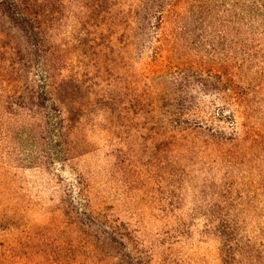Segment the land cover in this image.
Instances as JSON below:
<instances>
[{"label":"rangeland","instance_id":"rangeland-1","mask_svg":"<svg viewBox=\"0 0 264 264\" xmlns=\"http://www.w3.org/2000/svg\"><path fill=\"white\" fill-rule=\"evenodd\" d=\"M137 2L114 0L107 6L118 14L115 25L94 19L88 28L106 37L115 32L124 46L121 15L137 10ZM68 9L76 18L65 21V30L81 28L94 12ZM169 11L164 29L152 33V49L131 46L126 58L101 60L123 100L136 98V123L110 115L96 125L90 116L78 135L90 145L67 162L51 156L57 146L50 157L44 153L47 142L30 122L23 136L19 124H5L13 125V153L8 170L0 169V264H264V140L259 160H250L256 151L244 145L231 164L207 145V132L193 130L219 124L208 114L232 115L218 95L237 82L233 64H222L233 54V34L224 44L222 12L191 9L184 0ZM219 72L228 74L225 87ZM172 98L184 99L191 112L188 131L161 129ZM257 98L264 101V87ZM221 126L231 132L228 123ZM90 218L113 240L80 230L77 222L90 226Z\"/></svg>","mask_w":264,"mask_h":264},{"label":"trees","instance_id":"trees-1","mask_svg":"<svg viewBox=\"0 0 264 264\" xmlns=\"http://www.w3.org/2000/svg\"><path fill=\"white\" fill-rule=\"evenodd\" d=\"M113 1L0 0V169L8 170L13 153V125L5 126L6 123L19 124L22 131L18 132L23 136L26 135L23 125L30 122L38 130V138L47 142L49 149L44 153L50 157V146H57V152L51 156L56 155L63 162L76 158L90 145L78 136L89 124L90 116L96 125L111 121V116L120 117L119 123H136L137 116L131 118L141 111L137 109L136 98L123 100L117 79L102 73L101 60L115 54L126 58L134 52L131 46L152 49V33L164 29L170 8L183 0H138L137 10L121 15L125 23L124 46H120L117 33L106 37L97 29L91 32L88 28L94 19L112 20L115 25L118 14L107 6ZM184 1L191 9L206 8L210 14L214 11L224 14L220 21L226 28L224 44L228 33L234 38L233 54L231 57L227 54L222 64L231 62L237 76L236 84L228 90L222 88L218 95L224 107L233 109L232 115L218 113L214 120L207 113L212 123L219 124L204 126L201 122L193 130L207 132V145L231 164L238 163L244 145L255 149L250 160L257 161V149L264 140V101L257 98L264 87V0ZM70 4L79 6L84 13L96 12V18L90 12L85 21L81 20V28L76 24L62 29L66 20L76 18L68 9ZM189 25L186 22L183 28ZM163 49L164 45L161 53H156L159 60L163 59ZM218 76L225 87L227 72H219ZM170 106L172 110L166 111L161 129L171 127L176 134L191 129L184 126L186 116L191 115L184 99L172 98ZM220 123H228L231 132H226ZM132 124L129 127L136 129ZM256 167L262 169L260 164ZM80 190L84 192L83 188ZM77 224L80 230L90 228L93 234L90 236L105 242L115 236L106 230L100 232L103 224L95 219L90 218V226L80 220ZM51 260L56 262L53 257Z\"/></svg>","mask_w":264,"mask_h":264}]
</instances>
